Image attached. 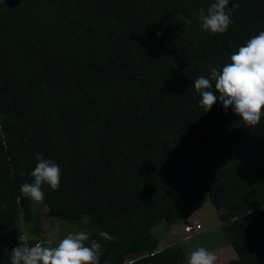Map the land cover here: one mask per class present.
<instances>
[{
  "label": "trees",
  "instance_id": "1",
  "mask_svg": "<svg viewBox=\"0 0 264 264\" xmlns=\"http://www.w3.org/2000/svg\"><path fill=\"white\" fill-rule=\"evenodd\" d=\"M215 2L0 0V264L46 245L20 192L37 153L61 169L45 215L90 233L100 264H186L152 230L188 223L203 195L228 222L226 264H264V116L248 127L219 100L204 113L194 88L264 31V0H229L223 34L197 19ZM19 216L32 238L8 243Z\"/></svg>",
  "mask_w": 264,
  "mask_h": 264
},
{
  "label": "clouds",
  "instance_id": "2",
  "mask_svg": "<svg viewBox=\"0 0 264 264\" xmlns=\"http://www.w3.org/2000/svg\"><path fill=\"white\" fill-rule=\"evenodd\" d=\"M229 0H216L207 9L201 8L198 21L202 30L213 34L225 33L232 24L231 11L226 9ZM233 5V9L238 7ZM180 20L191 24L192 20L180 15ZM230 63L222 70L212 67L208 76L201 75L194 82L195 90L200 94V106L204 113L209 112L219 100L225 111L229 107L248 127H255L264 116V31L250 38L245 45L231 55ZM218 93V95H217ZM36 164L31 176V183L20 186L24 197L39 204L44 201L43 185L52 190H59L61 169L51 159H45L42 153L36 154ZM5 208L6 206L0 205ZM99 236L105 241L117 239L105 231ZM103 247L97 240H90V233L69 232L55 247L36 243L19 244L11 251V264H100ZM217 255L206 247H198L192 251L187 264H217ZM107 264V261H105Z\"/></svg>",
  "mask_w": 264,
  "mask_h": 264
},
{
  "label": "rangeland",
  "instance_id": "3",
  "mask_svg": "<svg viewBox=\"0 0 264 264\" xmlns=\"http://www.w3.org/2000/svg\"><path fill=\"white\" fill-rule=\"evenodd\" d=\"M206 198L207 195H203L196 209L197 212L189 216V218L191 217L189 219L190 223L194 222L200 225V229H196L192 234L187 236L183 233L182 227L184 224H178L169 229H164L161 224V227L153 230L154 234H160L159 249L179 244L185 252L186 264L190 253L198 247H206L209 251L214 252L218 257L217 264H226L237 258L229 243L228 222L219 219L220 212ZM33 210L39 219L41 238L47 246H57L58 242L69 232L86 231L83 227L71 226L65 222L47 217L45 215L47 208L43 203H34ZM3 236L8 243H11L14 239L28 240L32 238V230L19 216L13 226L6 228Z\"/></svg>",
  "mask_w": 264,
  "mask_h": 264
},
{
  "label": "built area",
  "instance_id": "4",
  "mask_svg": "<svg viewBox=\"0 0 264 264\" xmlns=\"http://www.w3.org/2000/svg\"><path fill=\"white\" fill-rule=\"evenodd\" d=\"M183 233L186 234L187 236L192 234L196 229H200L199 224H195L194 222H189L184 224L183 227Z\"/></svg>",
  "mask_w": 264,
  "mask_h": 264
},
{
  "label": "crops",
  "instance_id": "5",
  "mask_svg": "<svg viewBox=\"0 0 264 264\" xmlns=\"http://www.w3.org/2000/svg\"><path fill=\"white\" fill-rule=\"evenodd\" d=\"M206 200L209 201V200H208V196H207ZM196 212H197V210L194 211V212H191V213L189 214V216L192 215L193 213H196ZM189 216H188V219H187L188 221H189V219L191 218V217L189 218ZM197 222H198V221H197ZM162 225H163V224H162ZM173 226H176V225H173ZM158 227H161V224L158 225ZM158 227H156V228H158ZM156 228H154V229H156ZM170 228H171V227H170ZM154 229H153V230H154ZM153 230H152V231H153ZM197 235H198V234H197Z\"/></svg>",
  "mask_w": 264,
  "mask_h": 264
}]
</instances>
